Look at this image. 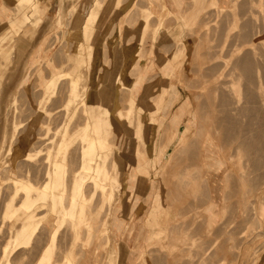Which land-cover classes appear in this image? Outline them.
I'll use <instances>...</instances> for the list:
<instances>
[{"label":"rangeland","instance_id":"374dc122","mask_svg":"<svg viewBox=\"0 0 264 264\" xmlns=\"http://www.w3.org/2000/svg\"><path fill=\"white\" fill-rule=\"evenodd\" d=\"M66 1H69V0H61L60 7L57 11V18L55 15L51 17L50 19L51 21H50L49 31L51 32L49 36L51 38H50L49 44H50L51 49L49 52L50 54L49 59H47L44 63H41L40 65L35 66V67H32L30 65L29 67L28 65L26 66V63H28L30 59L31 51L33 47L37 45L38 41H36L32 47H29V48L27 47V49L25 46H23L22 42L27 40L28 37L34 38L38 35V34L37 35L35 34L37 32V28L43 21V16L45 13L43 14L42 17L40 16L41 19H39L35 23L31 21L26 26H22L19 28L13 27L12 29H9L8 31H6L4 35L5 38L0 43V70L2 69L0 71V74L2 75L1 80H0V133H3L2 136L0 134V137H1L0 143L3 141L0 145H4L3 147H7V145L13 142L16 143L15 141H17V139L15 138L18 136L17 134H19V131L20 130H21L20 132L28 131L30 123L36 117H39V122H37L33 130L30 131V134L33 137H36L37 135H38L37 137H40L41 135H43L44 137H46V139H48L50 136L53 137V139L60 138L59 137L60 133L57 132L56 128L58 129V127H60L63 124L61 121H63L64 113L66 112L65 105L67 103L65 102H66V98L68 94V83L67 82L70 80L69 79L70 74H68L69 69H70L69 67L70 64H68V55L70 54L74 55L76 46L78 43L76 42V40L79 39L76 32H74L73 34L71 33L67 34V33L72 28L75 31L81 29V35L83 36V42L85 44L86 42L91 43V41H88L84 37L85 31H84V26L81 25L83 23L82 21L84 18L88 16V13L90 10L92 11L93 9H96L98 4L104 7V4L102 3L103 0H77L78 2L76 5H70V6L66 4ZM123 1H127L126 4L122 8V11L125 13L124 15H121L120 20H117V21L121 22V21H124L126 18V26H127L126 34L127 35L125 37L123 35L121 36L122 31L124 30L121 31V28L118 27V24H117L118 22L117 23L115 21L112 22L113 20L111 22H108L110 25L108 26V29L106 30L105 33L109 34V33L115 32L113 33V36L111 38L120 40L122 42V45L124 44L125 46L129 44L133 45V47L138 50L137 61L131 68L132 74H136L137 76H139V74L142 72L140 60L144 59V57L147 54L148 49L149 51H148V56L146 60H150V61L155 60L157 56V49H160L167 58L166 59L167 63L164 66H170V65L175 66L177 63L179 66H182V64L184 65V63L186 62L185 60L187 59L186 37H189V38L193 37L194 51L192 54L188 56V62H189L190 67L188 69L187 75L185 74V69L183 68L178 69L179 76H177L176 74L172 75L173 78L176 76V78L173 79V81L177 82V84H169V80L164 78V77H168L169 69L167 67L165 68L164 66H159L160 67L159 71L161 73L156 74V75H151V77L147 79L146 84L141 85L137 98H138V101H141L145 93V88H147L148 84L161 82L164 85L166 84L170 85L168 94L166 96L165 105L162 111L160 112L161 114H159V118L164 115H169V114L173 115L174 113H178L180 109L181 110L187 109L190 112V114L188 115L192 118L191 122L188 125V126H191V125L193 126V137L192 138L197 136L196 133L201 129L202 125H203V132L205 131V133L197 136L198 146L196 147L194 146L195 149H193L194 147L193 148L191 147L190 149L187 148L190 145V141L192 140L191 138V140L187 144H185L178 151L176 150L177 152L174 153L172 157H170L172 149L176 145L175 142L180 141L182 138L180 139L175 138L173 142H170L169 139L172 136L173 129L170 128V121H169V125L166 127L165 132L163 130L161 131V134L164 133V139H163V144L161 148V154L159 156L157 155V152H156L158 150L157 148H154V149L147 148L148 143L146 142V140L150 138V141H152L151 138H153L154 134L152 133L145 134L144 138H140L139 134L136 133L139 139V143L135 145L136 146L135 150L138 156L131 160L128 158L121 159V157L118 156L117 154V150L122 149L123 139L125 138V128L123 127L122 120L127 121L129 125L133 127H135L138 124V122L141 121V113L136 108L137 101L136 102L133 101V106L135 108L131 106V109H130L131 113L136 112V120L129 121V118L127 117L126 114L129 111L128 108L130 104H132V101L129 100L130 93L128 92V90L126 92L123 91L125 96L126 95L128 96L126 98V101L124 99L123 103L120 104V109H121L120 119L117 122L116 120H113L115 134H112L113 142L111 143L110 147H113L114 157L117 159L119 163L122 179H124L125 177V173H126L125 165L128 162L137 166L138 165L137 161L141 159L143 161V166L145 167V169L138 170L139 171L138 173L135 170V166H131L129 174L126 175L125 177L126 187L129 191L133 192V195L131 199L129 200L128 207L124 210L123 213H119L120 210L116 206L117 204L115 203V201L112 202L113 204L115 203L114 204L115 207L112 206L113 205L112 203H109L110 204L109 206L113 207V212H112V217H111V222H110L111 232L114 238L116 239V242H119L122 245L124 244L126 247L125 251L123 252L122 262H124L125 264H140V258L143 252H145L146 257L152 261L151 264H202L205 261L204 258L207 259L206 256L209 259V255H211L210 259L212 257L214 258V256L216 259L212 258V262L210 260L209 263H208V260H206L205 261L206 263L204 262L203 264H207V263L208 264H211V263L212 264H218V263L220 264H264V221L260 220L261 214L256 209L257 207L256 204L258 203L259 199L262 197H263L262 200L264 199V192H262L261 194L255 192L254 194V191H253L254 188L252 186V185H256L257 181L259 183L261 182L260 187L262 183H263L262 184L263 186L264 178H259L256 176L259 179L258 180L256 179L255 174H254L252 175V177L254 176L253 179L250 180L249 177L251 178V175L249 176L247 173L248 177L246 176V178L252 181V183L255 182L253 180H256V183L254 184L249 182L251 184V185L249 184L250 189L252 188L251 190L253 191L251 195H254L253 198L251 197L252 201L251 199H249L250 197H248L250 195L246 197H242V199L248 198L250 200L251 203L248 204L249 201L246 199L248 201L247 203L248 205H245V203H243V202H246V200H243L242 202L240 201L241 197L239 193H237L238 194L237 195L236 192H234V190L237 189V187H239L240 185L238 183L239 180L237 179L239 177L238 172L239 171L241 172L240 169H242V171L244 172L246 169H247L246 171H248V169L251 167L252 169L251 168L250 169L252 171L253 169L255 170V167L257 166L259 167V165H260V168L264 169V153H263L264 152V139H263L264 138V133H263L264 132V104H263L264 96H262L264 95L263 94L264 93V0H204L205 6L203 7L202 14L195 21V22H198L196 24L192 20H190V22L187 23L185 19L190 9H192L191 7L194 6L192 0H189L190 4L188 5L185 3L183 4V6L178 4L179 7H182L181 8L182 11L178 10V13H174L172 11L173 13H169L167 15H165L163 12V14L165 15L163 16V18L165 19L164 23L168 27L162 28V29L159 28V33L160 31L164 29H169L168 31L171 32L173 36L163 41V43H166V44H163V45L161 44L162 46L160 45L159 48H157L158 39L157 37L153 38L154 35L152 34V31H153V28L158 23L159 17L162 16L161 15L162 11L160 10V8L155 5L156 10L158 9L156 12L157 14L160 12V15H157L149 11L147 13V18L149 19L148 27L138 30L137 25L141 21V19L144 18V14H145L144 9H141V7L151 6L152 0L151 1L150 0H139L136 4L134 3L135 0H123ZM35 3L36 5H38V3L41 5V0H35ZM162 3H163V0H158V4H162ZM77 13L82 15V20L75 22L72 19H73V16ZM59 17H62V20L64 21L62 24H57V19ZM55 18H56V21H55ZM104 18H105V15H104ZM102 22L104 23V20ZM75 23L78 24L76 27L73 26ZM7 25H8L7 22L4 24H1L0 32L3 29H5ZM195 27H197V29ZM191 28H193V31ZM94 31L96 33L97 32L100 33L101 27L98 28V26L97 27L95 26ZM157 36H158V33H157ZM93 39H95L94 42H92L94 45L95 55H94V60L91 64L92 73L89 74V77H88L89 81L92 78L95 79L96 74L100 70L101 64H102V58L105 53V51L101 52V50L102 49L105 50V48H107L106 43L102 41L101 36H99L98 39H96V37H94ZM144 42L147 45L146 48H144ZM207 44L209 45L211 44V45L209 46ZM208 47H210V49ZM166 48L170 49L171 51L169 53L166 52L164 50ZM21 49H23V53L20 51ZM175 51L178 52L179 56L177 57V61L174 62L173 59L171 58V54ZM144 52L145 54L142 56L141 54ZM4 53L6 54L3 55ZM64 54L65 55L67 54L66 55L67 57H65ZM250 56L252 57V59ZM56 58H58V60L60 59L61 60L58 61ZM246 59L249 60L248 61L249 64L250 63L252 64V65L250 64L251 67L250 65L248 66V62H247V65H245V67L248 66L247 69L243 67L245 69L243 70L242 66L241 67L237 66L238 67L237 69L236 62L243 61L242 64L243 63L245 64L247 61ZM65 60L67 61L65 62ZM30 63L32 64L31 61ZM214 66L218 67L217 70L215 69ZM213 67L215 70L213 69ZM253 67L255 68V70H253L254 69ZM209 68H211V70H208ZM64 69L68 72L64 73V75L62 76V77H66L65 79L63 78V80L58 81L57 88H59L58 89L59 91L57 90V92L59 93V95L58 93L54 94L55 97H53L52 102L50 101L48 103L49 106L51 107H49L48 104L46 105L47 108L49 107L53 109L52 111L53 119L50 120L52 123L50 125L43 124V121L44 122L49 121L48 115H46V112L45 113L43 112L42 114H39L38 116H36L39 112L37 110L38 109L37 105L41 99L43 83L48 79V77L51 76L53 71H61ZM248 71L250 72L252 71L255 76L257 75V77H255L252 72L249 73ZM222 85L223 87L225 86V88H223ZM95 86H96V83L92 87H95ZM210 86L212 88L211 90V95L213 98L212 103L214 102L216 106V108L214 107L215 110L213 109V107L211 108L209 107V101H208L209 91L208 90ZM260 86L263 89H260ZM12 93H15L14 96ZM222 93H224V95L226 94L225 97H222L223 95ZM125 96L123 98H125ZM11 97H13V99ZM262 97H263V100H262ZM220 98L226 99V100L222 99L223 104L225 101H227L225 103H228L226 105L224 104L225 108H222L224 106H222L223 104ZM232 99L233 101H231ZM12 101H15V102L12 103ZM12 104H14L15 106L12 107ZM16 105L19 108H17ZM232 112L234 114H232ZM185 114L186 113L183 114L181 121L177 123V128L179 132L183 131L184 126H186V121L184 118ZM221 116L224 118H222ZM7 119L11 122L9 123ZM18 119L20 120L23 119L22 120L23 122L19 121ZM213 119L216 120V121L214 120V122L216 123L219 122V125L220 123L223 124L224 122H227V123H224V125H226V128H224V131L227 128L231 129L230 127H228V125H230L232 128L234 125L235 127L237 125V128L234 127V129H237L239 132H241V134L239 132H236V130H234L235 132L234 131L232 132L237 133V135L232 134L235 136V137L232 136L234 137L232 138L230 136H227L229 130L227 132L225 131L226 133L222 130V133L217 134V136L214 137L213 136L214 134L212 132H209V131L206 132V130L208 129L207 127L208 123L211 120L213 121ZM13 120L15 121L17 120L20 123L18 124L19 128L17 129L15 136L12 138L14 141L13 140L10 141L12 137V134H11L12 131L10 132V130L12 129L14 130V127H15L11 125L13 123L12 122ZM234 120L236 122H234ZM150 121L153 122V119H150ZM118 122L120 123V126L117 125ZM228 122L231 123L232 125L229 124ZM57 125L59 126L57 127ZM53 126H54V129H53ZM215 126L217 127V125ZM6 129H7V133L5 132ZM211 129H215V128L212 127ZM218 131H219V128H218ZM38 132L40 133V136ZM50 133L52 135H50ZM238 133L239 135H241V139ZM205 134H206L205 140H204V143H202V139L204 138ZM229 134L231 133L229 132ZM6 135L8 137H6ZM225 135L228 137V139L225 137ZM161 138H163L162 135H160L159 141L162 140ZM237 138H239L238 139L239 144L240 142L244 141L246 144H249L247 146L249 148H252L250 146H253V145H250L251 140H252V144L254 145L256 144L255 142L259 141L260 143H257L255 147L253 146L254 148H252V152L249 151L250 154H248V151H246V153L244 154L245 156L244 155L242 156L238 154L240 152L237 153V149L235 148V146L236 147L239 146V144L236 143ZM50 139L48 140L50 141ZM234 139H236L235 140L236 142L234 141ZM48 140L47 141L45 140L47 145L49 142ZM144 141L146 144V148H144L145 146ZM55 143H56V140H55ZM40 144L41 143L37 145H40ZM259 144L261 145V149L259 148L258 150H254L260 147ZM257 145L258 147H256ZM46 148L47 146L44 147V149ZM201 148L203 149L204 153H202V157L198 156V158L201 157L200 160L198 159V161H201L199 162L200 163L199 168L197 166L198 163H196L197 164L196 167L195 165H193L194 167L192 165L189 166V162L192 161V159L190 160V158L194 157L195 159V157L199 155L198 153ZM249 148L248 150H251ZM45 152H47V150L46 151L44 150V155L46 156ZM251 153L253 157L256 154H257L256 157L263 154L261 155L262 158L258 157L260 159V161L257 160L258 164L256 161H254L256 160V157H254V159H251L248 156L249 158L246 159L247 158L246 154L251 155ZM176 155H179V158L181 160L179 168L183 172L182 171L180 172L179 169L174 170L172 168V165H171L172 160ZM229 156L231 160L228 159ZM233 159L235 161H233ZM237 159H240L238 160L239 162L236 161ZM244 160H245L244 163L247 162L246 160L248 161L251 160V162L253 160L254 162H252L251 164L252 166H251L249 164L250 162L249 161L248 164L246 165L247 167L249 165L250 166L248 168L247 167L245 168L242 165ZM194 161H196V159ZM30 162L35 164L34 161H30ZM234 162H237V164H235ZM148 163H151L150 167L146 165ZM35 166H37V164H35ZM39 166L36 167L37 169L33 167L34 169L33 171L37 172ZM187 166H188V169H187ZM258 169L259 168H256V170ZM166 170L169 175L170 188H171V192H170L171 196L169 198L166 196V186L163 183V179H162V173L163 171H166ZM190 170L191 171L195 170V171L192 174ZM259 170L256 172V174L258 175L263 172L262 175H264V170L261 169L262 172L260 173H259ZM68 171H65L67 180L70 178L68 176H71V173H69ZM186 171L187 172L189 171V172L187 173ZM197 172L198 173L200 172V173L198 174ZM201 173L202 175H200ZM227 174L228 176L229 174H231L232 176L231 179H229L230 177H228V179L231 182L229 180L228 181L232 183L234 187L229 182L228 184H230V186L226 184ZM251 174H253V172H251ZM143 175L146 177H150V178L146 180ZM198 175H200V177H203L202 178L203 180L202 179L200 180ZM195 176L198 177L199 181L197 179H196L197 182L195 181ZM193 177L194 179H192ZM209 179L212 184L213 183L215 184V188L214 187L212 188L209 185ZM236 180L238 181L235 183L236 184L235 185L234 182ZM200 182H202V185ZM204 182H206L205 184L207 186L205 184L203 185ZM198 183L201 185L200 187L204 186V189L199 188L198 190H196V186L199 187V185H197ZM237 183L239 185H237ZM259 183L257 187H259ZM226 185L227 187H225ZM228 187L229 188L231 187V188L227 189ZM1 188H2V183L0 181V189ZM160 188L162 189V196L158 194L159 199L154 201V203L152 204L154 195L156 191H158ZM232 188H234V190H232L234 194L231 191ZM263 188L264 187H262V189ZM226 189L228 191L230 190L233 195H237L238 198L236 196L231 197L232 195L230 196L228 194H225ZM256 189L257 191L260 190L259 192L262 191V189H258L255 187V190ZM237 190L240 191V188ZM241 190L243 191V189ZM246 190L248 194L249 192L248 188ZM251 190H250V193L252 192ZM194 191H196V193H194ZM2 193H5V191L0 192V214H1L0 216V219H1L0 240L4 242L2 243L3 244L2 245L0 241V248H1L0 260L2 257V250H3L2 247L6 243L5 238L8 240L9 236L12 233L9 231L12 229V225L15 223L14 219H10V218L2 216L3 210H4L3 202L6 200L5 199L6 196H4L5 194H3V197H2ZM244 193L245 192L240 193V194L245 195ZM223 195H226V197L228 195L231 198L228 199L227 197L226 198L228 200L227 201L224 199L225 196ZM257 196L258 197L260 196V198H258ZM205 198L207 199V201ZM142 200L145 201V206L142 208L140 212H137L138 206L140 205ZM256 200L258 201L256 202ZM262 200H260V202L264 201ZM226 201L229 202L228 206L223 205L224 202L227 204ZM188 205H190V207ZM109 206L107 205L106 208H108ZM150 207H152V209L156 208L158 210V212L155 213V216H160L163 214V212L164 213L168 212L167 214L168 216H166V220L162 224L163 229L161 230L160 234L156 236L153 240L149 238L151 231H152V226L148 222V215H149ZM258 213L260 214V216ZM52 219L53 217H51V220L48 223L45 222V225H43L41 227L42 229H40L41 232H38L37 235L41 233V235L38 236L41 239L38 238L37 236L34 238L36 240H34L33 244H35L36 242L37 243L36 246L38 248L37 247L32 248L33 244L31 245V249H29L30 246H28L26 249V250L29 249L28 250L29 252L27 251L28 253L26 252L25 248H23L24 251L22 250V248L20 249L22 250V252L19 251L18 249L17 251L14 252V257L12 258L11 256V260L15 262L14 264L16 263L17 264H20V263L21 264H34V261L37 260L38 255L40 254L44 244H46V241L48 242L47 238L50 236V231L54 226ZM199 223L201 224L203 223L202 225L205 227H203L202 225L200 227ZM6 224L9 227L8 231L5 230V229H8V227L5 228ZM145 229L148 232V234L146 237H143ZM219 229H221V231ZM215 231L216 233L221 232V234L217 233V235L215 236L214 235L216 234ZM2 232H6L7 234L6 233L2 234ZM212 232L215 237L212 235ZM70 233L71 232H69V230L68 232L65 231L64 233H61V236H60L61 238L58 239L60 241L58 242V245H60L59 249L60 248L61 250L63 248L65 249V247H68L70 245L69 244L71 242V238H70L71 236H69L71 235ZM5 234L7 235L8 238L6 237ZM43 234L44 236H42ZM62 234L64 235V237ZM210 235L213 237H211ZM221 235L224 238H222ZM107 236H108V233L105 232V234L101 237V239L102 238L106 239ZM62 237L64 239L67 237L66 239L67 244L64 245L66 241L63 240ZM209 237L211 239L210 242H209ZM227 237H230V238H227ZM61 239L65 242L61 241ZM69 239H70V242H69ZM223 239H226V240H223ZM42 240L44 241L42 242ZM205 241L209 242V243L206 242L207 246L205 244ZM38 243H39V246H38ZM219 243H221L222 246L221 244L219 245ZM61 244L63 245V247ZM80 244L84 245L82 241L79 243V245ZM103 244L104 245L100 248L99 251L95 250L96 243L92 244L89 247L82 246V248L83 247L85 248L82 249L83 256L81 260L79 261L80 262L79 264H104L105 256H106L105 254L108 249V242H105ZM208 244H211V245H208ZM214 244L218 245V246L215 245V247H217L218 249L214 247ZM40 245H41V249H40ZM225 246H227L233 254L232 257L231 256L228 257L229 259L226 258L227 260L226 259L223 260L225 254H224V250L222 249V247L224 248ZM80 247L78 248L80 249ZM207 247L208 248L210 247L211 252H209L208 254H204V257H203L202 255L204 253V249H206ZM215 250L218 251V254H217L218 257H216L217 255H214L217 252ZM32 251L35 253L37 252L38 255L35 253L32 254ZM23 252H25V256L23 255L24 254ZM20 253L21 255H19ZM27 254L28 256L31 255V257H29L30 259L28 258ZM17 255L20 257H18ZM33 255H35L34 259H32ZM16 257L19 260H15ZM201 258L204 261L200 260ZM23 260L24 261L28 260L29 262L24 263Z\"/></svg>","mask_w":264,"mask_h":264},{"label":"bare ground","instance_id":"6f19581e","mask_svg":"<svg viewBox=\"0 0 264 264\" xmlns=\"http://www.w3.org/2000/svg\"><path fill=\"white\" fill-rule=\"evenodd\" d=\"M192 2L194 5L193 6L194 9H193V7H191L193 9V11H192V9H190L189 13L186 15L185 19H186L187 23H189L190 20L195 22L199 18V16L202 14L203 7L205 6L204 0H192ZM151 4L152 5L149 7H141V9H144L145 14H144V18H142L141 21L138 23L137 29L140 30L142 28L148 27L149 19L147 18V13L149 11H151V12L157 14L156 11L158 9L156 10L155 5L158 6L160 8V10L162 11V14H161L162 16L159 17L158 23L153 28L152 34L154 35L153 38L157 37V39H158L157 40L158 41L157 47H159L161 44L162 45L166 44V43H163V41H165L169 37L173 36V34L168 31L169 29H164V30L160 31V33H159V28L162 29V28L168 27L164 23L165 19L163 18V16H165L169 13H173V12L166 6V3L164 0H163L162 4H158V0H152ZM119 5H120V0H116L115 1V7H119ZM13 8L15 10L14 15L8 18V20H7L8 25L5 27V29H3L0 32V43L5 38L4 35H5L6 31H8L9 29H12L13 27L19 28L22 26H26L31 21L33 23H35L36 21L41 19V17L45 13V8L43 6H41L39 3H38V5H36L35 0H16V4ZM103 8L104 7H102V5L98 4L96 9H93L90 12L88 20L86 21V23H84L85 28H89L90 24L95 19L97 20V22H96L97 24H95V26L96 27L98 26V28L102 27V23H103L102 21L104 19V15H105L104 12L102 13ZM184 9H186V8H184ZM163 12L165 15L163 14ZM157 15H160V12ZM63 22L64 21L62 20V17H59L57 19V24H62ZM98 22H99V24H98ZM117 22L116 23L118 24V27L121 28V31L124 30V31H122V34L126 35V32H127V30H126L127 29L126 18L124 21H121V22L117 21ZM196 23H198V22H195V24ZM195 28L197 29V27H195ZM191 29L193 31V28H191ZM74 32H76L79 39L76 40V42H78V43H77L74 55L73 54L68 55V64H70V66H69L70 69H69L68 74H70V77H69L70 80L67 82L68 83V94H67V98H66V102H65V103H67L65 105L66 112L64 113L63 121H61L62 118L60 119V121L63 124L62 125L60 124L61 125L60 127H58L59 125H57L58 129L56 128L57 132L60 133V136H59L60 138L59 139L58 138L53 139V137L50 136L48 139H50V138H52V139H50V141H49L43 135L40 136L39 132L38 133H39L40 137H37L38 135L36 137H33L30 134V131L33 130V128L35 127V124L37 122H39V117H36L30 123L28 131L20 132L21 130L19 129L20 130L19 134H17L18 136L15 138V139H17V141H15L16 143L13 142L14 144L13 143H10L9 145L6 144L7 147H3L4 145H0V162H1V164H0V181L2 183V188L0 190L3 192L5 191V193H2V197H3V194H5L4 196H6V198H5L6 200L3 202L4 203L3 204L4 210H3L2 216L15 220V223L13 225L10 224V225H12V229L9 232H12V233L9 236V238L6 235L7 234L6 232L9 230V227L7 226L9 221L7 222L6 226L4 225L5 228L8 227V229H5L7 231L2 232V234L6 233L5 235L8 238V240L4 237L6 240V243L2 247L3 250H2V257L0 260L1 261L0 264H14L15 262H13L11 260V256H12V258L14 257L15 251H17L19 249V251L22 252V250L24 251L23 248H25V250H26L28 246H30L29 249H31V245L34 243V240H36L34 238L36 236L38 237L39 235H41V233H39V235H37V234H38V232H41L40 229H42L41 227L43 225H45V222L48 223L51 220V217H53L52 220H53L54 226L50 231V236L47 238L48 242L46 241V244H44V246L42 245L43 248H42L39 255L37 254V252L35 253L32 251V254L35 253L38 255V258L36 261H34V264H79L80 263L79 261L81 260V258L83 256L82 249L85 248V247L82 248V246L89 247L92 244L96 243L95 250L99 251L100 248L104 245L103 243H105V242H108V249H107L106 254H105L106 256H105L104 264H125L124 262H122V259H123V252L125 251L126 247L124 244L122 245L119 242H116V239L114 238V236L111 232L110 222H111V217H112V212H113L112 206H114L115 203L117 204L116 206L120 210L119 213H123L124 210L129 205V200L131 199L133 192H131L127 189L125 177H126V175L129 174L131 166H134V165L130 162H128L125 165L126 173H125L124 179H122L121 173H120L119 163H118L117 159L114 157L113 147H110V145L113 142V139H112L113 135L112 134H115L114 121L113 120H116V122H117L120 119V117H121L120 116V114H121L120 104L123 103L124 99L126 101V98L128 96V95L125 96L124 92H126L128 90V92L130 93L129 89H131L132 94L137 95L140 88H141V85L143 84L142 83L143 78L139 77L140 74L136 78L130 77L129 72L127 71L128 68L131 67L133 65V63L135 62V57H136L135 48H133L131 46L124 47L120 40L113 39L109 36H105L102 34V36H101L102 41H104L106 43L107 48H105V53H104L103 58H102L101 68L97 73V77L95 80L96 86L92 87V85H90V81L88 78V72L86 71V67H87V64L92 61V57L94 55V52H93L94 49L92 46L86 45L83 42V36L81 35V29L75 31L72 28L68 31L67 34H70V33L73 34ZM157 33H158V36H157ZM193 34H194V32H193ZM207 45H209V44H207ZM146 46L147 45L144 42V48H146ZM208 48L210 49V47H208ZM164 50L168 53L171 51L170 49H167V48ZM20 51L23 53V49H21ZM63 51H64V49H63ZM57 53H56V55H57ZM5 54L6 53H4L3 55H5ZM144 54H145V52L142 53L141 55L143 56ZM66 55H65V57H67ZM178 56H179V54L176 51L171 54V58L173 59L174 62L177 61ZM56 59L58 60V58H56ZM146 59H147V57L144 58L143 61ZM162 59L165 61L166 56L163 55ZM251 59H252V57H251ZM60 60H58V61H60ZM159 60L161 61V59H159ZM246 60L247 61L245 64L244 63L242 64L243 61H240V62L237 61L236 67L237 66L238 67L242 66V68L245 67V65H247V62L249 61L248 59H246ZM66 61L67 60H65V62ZM250 64L248 62V66ZM27 65L29 67L28 63H26V66ZM251 65H250V67H251ZM214 67L217 70L218 67H216V66H214ZM214 67H213V69H214ZM238 67H237V69H238ZM247 67H245V68L247 69ZM242 68H240V69H242ZM65 69L61 70V71H53L51 76L48 77V79L43 83L41 99L37 105L38 106L37 110L39 112L36 115V116H38L39 114L46 112V115H48L49 121H45V122L43 121V124L50 125L52 123L50 120L53 119L52 118L53 117V112H52L53 109L49 108L51 106H49L48 103L50 101L52 102L53 97H55L54 94L58 93L57 92V90L59 89V88H57L58 81L59 80L61 81V80H63V78L64 79L66 78V77H62L64 75V73L68 72ZM208 70H211V68H209ZM243 70H245V69L243 68ZM253 70H255V68ZM23 72H24V70H23ZM248 72L251 73L252 71L251 72L248 71ZM253 75H254V73H253ZM71 76H72V78H71ZM1 77H2V75L0 74V80H1ZM74 77H76V78H74ZM255 77H257V75ZM252 80H254V79H252ZM251 83H252V81H251ZM261 86H260V89H263V88H261ZM222 87H223V85H222ZM65 88H66V86H65ZM223 88H225V86ZM211 90H212V88L210 86L209 90H208L209 91L208 101H209V107L210 108L213 107V109H214V107L216 108V106H215L214 102L212 103L213 98L211 95ZM220 91H221V89H220ZM222 91H223V89H222ZM12 94L14 96L15 93H12ZM222 94H223L222 97H225L226 94L225 95H224V93H222ZM58 95H59V93H58ZM124 96H125V98H123ZM262 96H264V95H262ZM16 97H18V96H16ZM11 98L13 99V97H11ZM222 99H224V98H222ZM224 100H226V99H224ZM234 100H235V98H234ZM262 100H263V97H262ZM231 101H233V99ZM13 102H15V101H12V103ZM221 102L223 104V100ZM225 102H227V101H225ZM225 102H224L225 105L228 104ZM47 104L49 106L48 108L46 107ZM213 104H214V106H213ZM224 104L222 106H224ZM263 104H264V102H263ZM229 105H228V107H229ZM13 106H15V105L12 104V107ZM130 106H133V101H132V104H130ZM17 108H19V107L17 106ZM222 108H225V106ZM230 109H231V107H230ZM64 110H65V108H64ZM184 113H186L184 118H185L187 125H189V123L192 120V118L188 115V114H190L189 110H187V109L181 110L180 109V111L176 114L175 118L172 120L173 133H172L171 138L169 139L170 142H173L175 138L180 139L181 136H183V134H184V133L182 134V131L179 132L178 128H177V123H179L181 121ZM232 114H234V113L232 112ZM17 117H16V119H17ZM222 118H224V117H222ZM228 118H229V116H228ZM18 120L22 121L23 119L22 120L18 119ZM214 120L215 119H213V121L211 120L208 123V125H207L208 129L206 130V132L207 131L212 132L214 134L213 136L215 137V136H217V134L222 133V130L224 131V128H226V125H224V123H227V122H224L222 120L224 123L223 124L220 123V125H219V122L216 123V122H214ZM55 121H56V119H55ZM10 122L11 121H9V123ZM12 122L13 123L11 125H13L15 127H14V130L13 129L10 130V128H9L10 132L12 131L11 140L9 139L10 141L13 140L12 138L15 136L16 131L19 128L18 124L20 123L17 120L16 121L13 120ZM234 122H236V121L234 120ZM6 123H8V122H6ZM74 124H75V126H74ZM229 124H231V123H229ZM117 125L119 126V122L117 123ZM215 125H217V127ZM218 126H220V127H218ZM212 127L215 129H211ZM228 127H230L231 129H229V128L225 129L226 132L229 130L227 136L232 137V136H234L232 134L237 135V133H234L235 132L234 130H236V132H239L237 129H234L235 125L233 126V128L230 125H228ZM218 128H219V131H218ZM235 128H237V125ZM7 129L5 131L6 133H7ZM53 129H54V126H53ZM9 130H8V132H9ZM38 130H39V128H38ZM232 131H234V132H232ZM229 132L231 134H229ZM203 133H205V131L203 132V125H202L201 129L196 134L198 136V135H201ZM239 133L241 134V132H239ZM239 133H238V135H239ZM0 134L2 136L3 133H0ZM50 135H52V134L50 133ZM10 136H9V138H10ZM197 136L192 138V140L190 141V145L187 148L190 149L191 147L193 148L194 146L195 147L198 146L197 145V141H198ZM205 136H206V134L204 135V138L202 139V143H204ZM227 136L225 135V137L228 139ZM6 137H8V136L6 135ZM219 137H220V135H219ZM234 137H232V138H234ZM239 137L241 139V135H239ZM250 137H251V135H250ZM4 139H2V140H4ZM217 139H218V137H217ZM229 139H231V138H229ZM238 139L239 138H237V142L235 141L236 139H234V141L237 144H239ZM0 140H1V137H0ZM45 140L49 141L48 142V145L50 143L49 147L46 144ZM55 140H56V143H55ZM256 141H257V139H256ZM39 143H41V144L37 145ZM223 143H224V141H223ZM255 143L257 144L260 142L258 141ZM225 144H227V143H225ZM248 145L249 144H246L244 141L240 142L239 146H237L238 148L235 146V148L237 149V153L240 152L238 154L243 156L246 153V151H248V154H250L249 151L252 152V148H254L255 145L252 144V140H251L250 145H253L254 147L250 146L252 148H249V147H247ZM43 146L44 147L47 146V148L44 149ZM259 146L260 147H258V145H257L256 147H258V148L254 149V150H258L259 148L261 149L260 144H259ZM195 147L193 149H195ZM248 148L251 150H248ZM44 150L45 151L47 150V152H45L46 156L44 155ZM262 150H263V148H262ZM202 153H204V152H203V149L201 148L199 153H198L199 155H197L195 157L196 161H194L195 160L194 157L190 158V160L192 159V161H194V162H192V161L189 162V166L195 165V167H196V165H197L196 163H198L197 166L199 168V165H200L199 162H201V161H198V159L199 160L201 159ZM248 154H246L247 155L246 159H248L249 157L251 159H254V157H256V155H257L256 154L253 157L252 153H251V155H248ZM261 155H263V154H261ZM261 155L257 156L256 160H254V161H256V162H257V160L260 161L259 158H262ZM198 156H201V157L198 158ZM230 156L228 157V159L231 160ZM234 156H233V158H234ZM240 159H241V157H240ZM240 159H237L236 161H238ZM30 161H34L35 164H37V166H39V164H40V166H41V167L39 166L40 169L38 167V171H37L36 170L37 166H35V164H33ZM233 161H235V160L233 159ZM246 161H247L246 163H244L245 160L242 163V165L245 168L247 167L246 164H248L249 161L251 162V160H249V161L246 160ZM254 161L252 160V162H254ZM250 162H249V164L251 165L252 162L251 163ZM180 163H181V160L179 158V155H176L172 160V164H171L172 168L174 170H177V169L180 170V168H179ZM191 163H193V164H191ZM234 163L237 164V162H234ZM257 164H258V162H257ZM32 166L34 168H36L35 170L37 172L33 171L34 169ZM148 166H151V163H149ZM243 166H242V168H243ZM253 167H254V165H253ZM256 168L260 169V170L258 169L259 173L262 172L261 169L264 170L263 168H260V165H259V167L258 166L255 167V170H256ZM187 169H188V166H187ZM249 169H248V171H246L247 170L246 169L244 172L242 171V169H240L241 172L240 171L238 172L239 177L238 176H237L238 178L236 177L239 181L236 180L234 182V184H235L238 181V183L240 185L237 183V185H239V187H237V186L236 187H237V189L240 188V191H242L241 189H243V191L240 192L237 189H235V190H234V188L231 189V191L234 190V192H236V194L239 193L241 199H242V197H246L248 195H250V196H248V197H250L249 199H251V197L253 198L254 195H251L253 193V191H254V194H255V192L260 193V194L262 192H264L263 191L264 188L262 189V187H264V185L262 186L263 183L261 184V187H260L261 182L259 183L258 181H257L256 185H252L254 188L253 191L251 190L252 188L250 189L249 184L252 183V181H250V180L253 179V177H254V176L252 177V175L255 174V177L257 176L259 178H264L263 177L264 175H262L263 172L257 175L256 172L258 170L255 171L253 169L251 171L252 168L250 170ZM135 170L138 172L137 169H135ZM65 171H68L69 173H71V176H68V177H70L68 180L66 178ZM181 171L182 170H180V172ZM194 171H191L192 174ZM250 171L253 172V174H251ZM254 171H255V173H254ZM191 172H190V174H191ZM247 173L249 176L251 175V178L249 177L250 180L248 178H246ZM200 175H202V173ZM200 175H198V176H199V179L201 180L203 177H200ZM261 175H262V177H261ZM191 177H192V175H191ZM226 177H227L226 178V180H227L226 184L229 186L231 184L233 186V184L230 183L231 181L229 180L232 177L231 174H229V176L227 174ZM228 177H230V178L228 179ZM257 177H256V179H258ZM144 178L147 180L150 177L144 176ZM162 179H163V183L166 186V196L169 198L171 196V193H170L171 188H170V180H169V175L167 173V170L163 171ZM192 179H194V177ZM196 179L199 181L197 176H195V181H196ZM204 181H205V179H204ZM253 181H255L254 183H256V180H253ZM206 182H207V180H206ZM206 182H204L203 185ZM228 182L230 184H228ZM200 183L202 185V182H200ZM254 183H252V184H254ZM258 183H259L260 188L257 187ZM197 185H199V187L196 186V190H198L199 188L204 189V186L200 187L201 185L199 183ZM227 185L225 187H227ZM168 186H169V188H168ZM254 186L258 189H262V191L259 192L260 190L259 191H257V189L255 190ZM230 188L228 187L227 189H230ZM247 188L249 191L248 194H247V190H246ZM227 189H226V191L228 193L225 191V194H228L230 196L232 195L231 197H233V196L237 197L238 194L233 195L234 192L232 191L233 192V194H232L231 191L230 190L228 191ZM250 190L252 191L251 193H250ZM243 192H245L244 193L245 195L240 194ZM194 193H196V191H194ZM158 194H160V196H162V189L161 188L158 191H156L152 204L154 203V201L159 199ZM228 195H227V197H228V199H230L231 197ZM241 195H243V196H241ZM223 196H225V198L224 197H222V198L227 200L226 195H223ZM195 197H197V196H195ZM203 198H204V196H203ZM258 198H260V196ZM262 198H260L259 201L256 200V202L258 201V203L256 204L257 205L256 209L261 214L260 220L264 221V210H263V208H264V206H263L264 201L263 200L264 199L262 200ZM241 199H240L241 202L243 200H246V199L249 201V203L247 200H246V202H243V203H245V205H248L251 203L248 198H243L242 200ZM260 200H262L263 202H260ZM114 201H115V203L113 204L112 202H114ZM206 201H207V199H206ZM251 201H252V199H251ZM109 203H112L113 205L109 206L110 205ZM157 203H158V201H157ZM228 204H229V202H227V204L225 202L223 203V205H226V206H228ZM107 205L109 206L108 208H106ZM144 206H145V201L142 200V202L138 206L137 212H140ZM188 206L190 207V205H188ZM222 208H223V206H222ZM157 212H158V210L156 208L152 209V207H150L149 215H148V222L152 226V231H151V234L149 236V238L151 240H153L156 236H158L160 234L161 230L163 229L162 224L166 220V216H168L167 215L168 212L167 213L163 212L162 215L155 216V213H157ZM260 214H259V216H260ZM0 216H1V214H0ZM131 220H132V218H131ZM0 223H1V219H0ZM199 224L201 227V225L203 223L202 224L199 223ZM185 226H187V225H185ZM203 227H205V226H203ZM221 229H219V230L221 231ZM68 230H69V232H71L70 233L71 235H69V236H71L70 237L71 242L69 239L70 245L68 244L69 245L68 247H65V249L63 248L61 250V248L59 249L60 245H58V242H60V241L58 239L61 238L60 237L61 233H64L65 231L68 232ZM105 232L108 233L107 238L101 239V237L105 234ZM215 233H216V231H215ZM217 233H219V232H217ZM217 233L214 235L216 236ZM2 234H1V236H2ZM44 234L42 236H44ZM67 234H69V233H67ZM219 234H221V232ZM212 235H213V232H212ZM65 236H66V234H65ZM213 236H211V237H213ZM63 237H64V235H63ZM221 237L224 238L222 235H221ZM1 238H3V237H1ZM38 238H40V237H38ZM227 238H230V237H227ZM66 239H67V237L65 239L63 238V240H65V241H66ZM63 240L61 239V241H63ZM223 240H226V239H223ZM43 241L44 240H42V242ZM65 241H63V242H65ZM81 241L83 242L84 245H82V244L79 245V243ZM210 241H211V239L209 237V242ZM63 242H62V244H63ZM206 242L207 241H205V244L207 246V243H209V242H207V243ZM215 242H217V241H215ZM2 243H4V242L1 241V244ZM221 243H219V245ZM65 244H67V241L64 243V245ZM33 245H35V246H33ZM33 245H32V248L37 247L36 242ZM208 245H211V244H208ZM215 245H217V244H214V247H215ZM38 246H39V243H38ZM221 246H222V244H221ZM62 247H63V245H62ZM78 247H80V249ZM21 248H22V250H20ZM215 248H217V247H215ZM219 248H220V246H219ZM40 249H41V245H40ZM222 249L224 250V254H225L223 260H225L226 258L229 259L228 257H230V256L232 257L233 254L227 246H225L224 248L222 247ZM0 250H1V248H0ZM28 250H26V252ZM129 251H130V249H129ZM215 251H217V250H215ZM209 252H211L210 247L209 248L207 247L206 249H204V253L202 256L204 257V254H208ZM23 253H24L23 255L25 256V252H23ZM0 254H1V252H0ZM217 254H218V251L214 255H217ZM19 255H21V253ZM27 256H28V254H27ZM34 256L35 255H33L32 259H34ZM18 257H20V256H18ZM21 257H23V256H21ZM29 257H31V255H29L28 258ZM210 257H211V255H209V259H208V257L206 256L207 259L204 258V260L205 261L208 260V263L210 262V260L212 262L213 257L211 259H210ZM216 257H218V255ZM214 258H215V256H214ZM236 258H237V256H236ZM15 260H19V259H17V257H16ZM21 260H22V258H21ZM28 260L27 261L23 260V261L25 263V262H29ZM200 260H203V259L201 258ZM231 260H232V258H231ZM231 260H230V262H231ZM151 262L152 261L146 257L145 252H143V254L140 258V264H151ZM213 262H214V260H213ZM215 262H216V260H215ZM218 264H220V263H218Z\"/></svg>","mask_w":264,"mask_h":264},{"label":"crops","instance_id":"0c3cea01","mask_svg":"<svg viewBox=\"0 0 264 264\" xmlns=\"http://www.w3.org/2000/svg\"><path fill=\"white\" fill-rule=\"evenodd\" d=\"M115 1L116 0H103L102 3L104 4V8L102 10V13H105V18L104 23L101 27V31L100 33H96L94 31V25L97 22V20L95 19L89 26V28H85V24L86 21L88 20L89 14L91 12V10L88 13V16L86 18L83 19V23L81 25L84 26V31H85V35L84 37L88 40L91 41V43L86 42V44L90 45L93 47L94 49V45L92 42H94L95 39H93L94 37H96V39L99 38V36L105 35V36H109L112 37L113 33H105L106 30L108 29V26L110 25L108 22H117V20H120V16L124 15L125 12L122 11L123 6L126 4L127 1H123L120 0V5L119 7H115ZM139 0H135L134 3L136 4ZM77 0H69L66 1V4L68 6L70 5H76L77 4ZM94 3V1H93ZM166 6L173 11L174 13H178V10L182 11V7H179L178 4H180L181 6H183V4H190L189 0H165ZM16 4V0H0V25L4 24L7 22L8 18L14 15V6ZM61 4V0H41V6H43L45 8V14L43 16V21L41 22V24L39 25V27L37 28V32L35 35H37L34 38H27V40L23 41L22 44L23 46L29 48L32 47L33 44L38 41L37 45L33 47L31 54H30V59L28 61V64L32 67L38 66L41 63H44L47 59H49V52H50V32L49 31V26H50V19L51 17L56 15L57 18V11L60 7ZM180 11V12H181ZM55 18V21H56ZM73 21H80L82 20V15L77 13L73 16ZM54 21V22H55ZM78 24H74L73 26H77ZM97 30V29H96ZM48 31V32H47ZM126 36L124 34H121V36ZM39 36V37H38ZM186 45H187V50H186V55H187V59L185 60L186 62L184 63V65L182 64V66H179L178 63L175 66H164L167 63V60H163V52L160 49H157V56L156 59L153 61L150 60H140V65L142 68V72L140 73L139 77H142V83L146 84L147 79H149L151 77V75H156V74H160L161 72L159 71L160 67L159 66H164L165 68L167 67L169 69V73H168V77H164L167 80H169V84H177V82H174L173 79L176 78V76L173 78V74H176L177 76H179V71L178 69H185V74L187 75L188 73V69H189V62H188V56L190 54L193 53L194 51V41H193V37L189 38L186 37ZM124 47L127 46H131L133 47V45H127L125 46L123 44ZM160 47V46H159ZM157 47V48H159ZM134 48V47H133ZM105 50L102 49L101 52H104ZM136 51V57H135V62L133 63V65L136 63L137 61V52L138 50L135 49ZM149 51V49H148ZM148 51L147 54L144 58H146L148 56ZM94 55H95V51ZM94 55L92 57V61L89 62L87 64L86 67V71L88 72V77L89 74L92 73V62L94 60ZM161 59V61L159 60ZM167 59V58H166ZM30 61L32 62V64L30 63ZM157 63V64H156ZM133 65L131 67L128 68V72L130 77L136 78L137 75L136 74H132L131 73V68L133 67ZM90 70V71H89ZM174 72H173V71ZM124 72V71H123ZM173 72V73H172ZM97 77V74H96ZM96 77L95 79L92 78L90 79V83L93 86L96 82ZM148 84V83H147ZM170 85H164L161 82H157V83H152V84H148L147 88H145V93L143 95V98L141 99V101H138V94H132V90H130V101H137L136 104V108L137 110L141 113V121L138 122V124L133 127L131 125H129V123L125 120H122L123 123V127L125 128V138L123 139V145H122V149L121 150H117V154L118 156L122 158H128V159H134L136 158L137 152L135 150L136 148V144L139 143V139L136 135V133L139 134L140 138H144L145 134H149L152 133L154 134L152 141H150V138H148L146 140V142L148 143L147 148H157L158 150L157 155L159 156L161 154V148H162V144H163V139H164V133L161 134V131L163 130L165 132L166 127L169 125V121H170V128L173 129V124H172V120L175 118L177 113H171L173 115H164L162 117L159 118V114H161L160 112L162 111L164 105H165V100H166V96L168 94L169 91V87ZM134 107V106H133ZM135 108V107H134ZM131 106H129L128 108V112H127V117L129 118V121H135L136 120V112H130ZM150 119H153V122L150 121ZM120 126V123H119ZM184 133V134H183ZM183 136H181V140L180 141H176V145H175V149H172V152L170 154V157H172L174 155V153H176L180 148H182L185 144H187L191 138L193 137V126H188L186 124V126H184V130L182 131ZM160 135L163 136V138H161L162 140L159 141V137ZM173 143V144H175ZM145 144V141H144ZM144 148H146V144L144 146ZM177 150V151H176ZM147 154V153H146ZM161 157V156H160ZM138 165L135 166V169L140 170V169H145V167L143 166V161L141 159H139ZM149 164V163H148ZM148 164H146L148 166ZM141 165V166H140ZM138 167V168H137ZM150 167V166H148ZM139 173V171H138ZM210 176V175H209ZM209 185L213 188H215V184L211 183L210 179H209ZM148 234V232L145 229L144 232V236L146 237Z\"/></svg>","mask_w":264,"mask_h":264}]
</instances>
